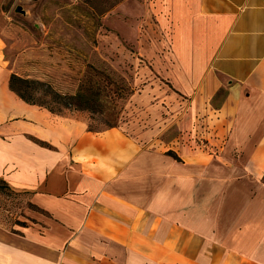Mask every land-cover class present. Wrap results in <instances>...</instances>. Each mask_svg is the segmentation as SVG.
Listing matches in <instances>:
<instances>
[{
    "label": "crops",
    "instance_id": "crops-1",
    "mask_svg": "<svg viewBox=\"0 0 264 264\" xmlns=\"http://www.w3.org/2000/svg\"><path fill=\"white\" fill-rule=\"evenodd\" d=\"M156 11L166 73L193 97L164 144L157 126L92 131L27 103L0 62V179L48 216L0 224V264H264V0H157Z\"/></svg>",
    "mask_w": 264,
    "mask_h": 264
},
{
    "label": "rangeland",
    "instance_id": "rangeland-1",
    "mask_svg": "<svg viewBox=\"0 0 264 264\" xmlns=\"http://www.w3.org/2000/svg\"><path fill=\"white\" fill-rule=\"evenodd\" d=\"M156 8L157 0H0V62L8 73L50 83L62 94L96 82L97 111L63 109L64 114L85 117L96 131L111 124L137 138L159 127L156 138L164 144L179 134L176 121L193 97L166 73L170 41ZM156 100L159 111L151 110ZM154 113L162 114L155 117L159 122ZM172 114L176 118L167 122ZM201 124L210 128L195 120L193 130ZM0 187L1 225L22 229L23 223L48 218L26 190Z\"/></svg>",
    "mask_w": 264,
    "mask_h": 264
},
{
    "label": "trees",
    "instance_id": "trees-1",
    "mask_svg": "<svg viewBox=\"0 0 264 264\" xmlns=\"http://www.w3.org/2000/svg\"><path fill=\"white\" fill-rule=\"evenodd\" d=\"M93 82L91 84L82 83L76 93L62 94L56 91L50 83H46L37 79H29L22 77L16 73H12L10 77V88L25 102L38 105L48 109L54 114H64L63 109H79L90 112L97 111L100 102L101 85ZM41 94V97H38ZM116 125H109V128ZM92 131H96L90 128ZM42 144H47L41 141ZM48 145V144H47ZM178 158L172 151L169 152ZM0 186L10 188L11 186L3 179ZM1 189V187H0ZM23 225H26L23 223Z\"/></svg>",
    "mask_w": 264,
    "mask_h": 264
}]
</instances>
